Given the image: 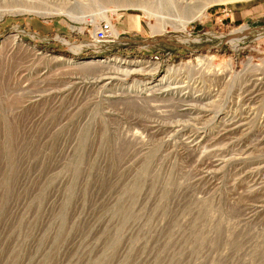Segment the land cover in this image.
<instances>
[{"label":"rangeland","instance_id":"374dc122","mask_svg":"<svg viewBox=\"0 0 264 264\" xmlns=\"http://www.w3.org/2000/svg\"><path fill=\"white\" fill-rule=\"evenodd\" d=\"M64 1L0 0V264H264V0Z\"/></svg>","mask_w":264,"mask_h":264},{"label":"bare ground","instance_id":"6f19581e","mask_svg":"<svg viewBox=\"0 0 264 264\" xmlns=\"http://www.w3.org/2000/svg\"><path fill=\"white\" fill-rule=\"evenodd\" d=\"M97 1L101 2L102 0H97ZM231 1H235V0H115L111 10L114 11L120 8L140 9L148 16V18H150L154 16L155 12L157 11L160 12L164 8L168 7L172 9L173 11H175L176 13L180 14V18H179L180 23H178L180 24L179 28L184 29L188 23H190L191 21L195 19L202 17L208 5H211L214 3L231 2ZM12 5L13 6L15 5L16 7H18L21 10V12H34L42 16L63 11L72 20L84 22L88 19V16L84 15L79 7L73 4H68L64 0H27V1L12 0ZM113 31H114V28L112 26V33ZM114 36L115 37L117 36V33L115 31H114ZM114 63H116V66L118 65L117 66L118 70L116 69L117 72L124 71V73L134 71V70L135 71H142V70L145 71L147 68L155 65L154 63L147 62V61H141V60L120 61L119 59H113V64ZM130 65L134 68L133 69L131 68L128 70L126 68H122V67H127ZM166 73L168 72L166 71ZM166 73L161 77L162 80L166 76ZM107 83L111 85L112 82L109 80Z\"/></svg>","mask_w":264,"mask_h":264},{"label":"built area","instance_id":"2783aa9c","mask_svg":"<svg viewBox=\"0 0 264 264\" xmlns=\"http://www.w3.org/2000/svg\"><path fill=\"white\" fill-rule=\"evenodd\" d=\"M114 39L110 21H101L92 34V43L105 44Z\"/></svg>","mask_w":264,"mask_h":264},{"label":"crops","instance_id":"0c3cea01","mask_svg":"<svg viewBox=\"0 0 264 264\" xmlns=\"http://www.w3.org/2000/svg\"><path fill=\"white\" fill-rule=\"evenodd\" d=\"M262 15L264 16V5H263V14Z\"/></svg>","mask_w":264,"mask_h":264}]
</instances>
